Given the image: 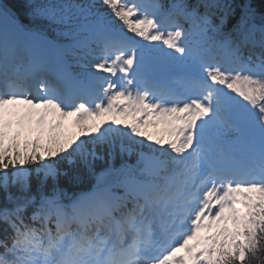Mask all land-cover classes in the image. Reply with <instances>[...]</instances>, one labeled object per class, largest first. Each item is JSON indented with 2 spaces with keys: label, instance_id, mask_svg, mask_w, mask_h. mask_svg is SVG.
Instances as JSON below:
<instances>
[{
  "label": "snow or ice",
  "instance_id": "obj_1",
  "mask_svg": "<svg viewBox=\"0 0 264 264\" xmlns=\"http://www.w3.org/2000/svg\"><path fill=\"white\" fill-rule=\"evenodd\" d=\"M0 264H264V0H0Z\"/></svg>",
  "mask_w": 264,
  "mask_h": 264
},
{
  "label": "trees",
  "instance_id": "obj_2",
  "mask_svg": "<svg viewBox=\"0 0 264 264\" xmlns=\"http://www.w3.org/2000/svg\"><path fill=\"white\" fill-rule=\"evenodd\" d=\"M70 119L72 120V118H70ZM89 123H91V122L89 121ZM15 130H16V125H14L13 132L9 134V138H8V140H6V143H8L11 140V136L14 134ZM31 138L32 137L29 136L27 133L21 135V137H20L21 145H23V141L25 139H31ZM131 162L134 163L135 161L132 160ZM91 183H95V179L94 178L89 179L81 188H78L77 191L80 190V189H83L85 186H87V185H89Z\"/></svg>",
  "mask_w": 264,
  "mask_h": 264
},
{
  "label": "rangeland",
  "instance_id": "obj_3",
  "mask_svg": "<svg viewBox=\"0 0 264 264\" xmlns=\"http://www.w3.org/2000/svg\"><path fill=\"white\" fill-rule=\"evenodd\" d=\"M72 124V123H71Z\"/></svg>",
  "mask_w": 264,
  "mask_h": 264
}]
</instances>
